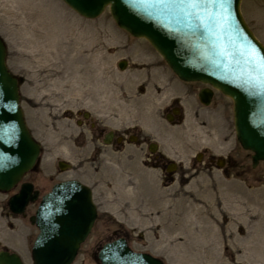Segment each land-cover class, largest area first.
I'll return each instance as SVG.
<instances>
[{"label": "rangeland", "instance_id": "rangeland-1", "mask_svg": "<svg viewBox=\"0 0 264 264\" xmlns=\"http://www.w3.org/2000/svg\"><path fill=\"white\" fill-rule=\"evenodd\" d=\"M240 10L264 45V0H241ZM33 24L48 33L37 36L29 29ZM75 31L85 34L83 39L76 40ZM0 36L7 48V66L21 79L26 123L43 146L38 167L29 176L43 191L58 178L79 176L98 196V220L73 264H97L89 255L83 259L84 254L91 253L94 242L99 248L119 225L130 233L134 249L149 251L166 264H264V161L252 167L250 151L238 143L231 100L206 118V124L227 139L224 147L213 142L217 134L205 135L201 118L190 111L178 124L160 118L155 129L159 114L133 110L136 84L130 67L119 69L117 60L120 51L130 50L146 60L158 55L146 41L118 27L107 8L91 19L62 0H0ZM84 109L98 122V130L139 123L156 133L150 136L178 163L177 171L166 177L161 169L134 160L131 145H101L98 135L96 174L88 159L78 161L93 143L74 144L79 128L73 118ZM90 135L87 131L88 141ZM210 149L230 150L237 166L211 165ZM199 151L205 154L196 160ZM62 158L81 169L60 171L56 161ZM11 191H0V248L20 252L29 263L28 248L37 228L28 217L35 206H28L26 216L12 214L6 204Z\"/></svg>", "mask_w": 264, "mask_h": 264}, {"label": "water", "instance_id": "water-1", "mask_svg": "<svg viewBox=\"0 0 264 264\" xmlns=\"http://www.w3.org/2000/svg\"><path fill=\"white\" fill-rule=\"evenodd\" d=\"M79 15L96 18L107 8L116 25L146 39L184 81L210 84L233 103L235 136L264 160V45L246 23L241 0H62ZM0 36V191H10L38 164L40 143L33 137L20 104L19 80L6 63ZM119 67H123L121 63ZM63 168L62 161L59 162ZM38 198L23 182L7 200L23 213ZM96 207L90 187L79 180L56 182L42 195L29 220L38 228L31 264H71L90 232ZM100 264H165L151 253L133 250L124 238L106 242ZM0 264H25L18 253L0 250Z\"/></svg>", "mask_w": 264, "mask_h": 264}, {"label": "flooded vegetation", "instance_id": "flooded-vegetation-1", "mask_svg": "<svg viewBox=\"0 0 264 264\" xmlns=\"http://www.w3.org/2000/svg\"><path fill=\"white\" fill-rule=\"evenodd\" d=\"M125 32L129 34L127 31ZM132 37L138 38L134 36ZM139 39L142 41H146L149 44V46H151L146 39L144 38H139ZM152 49L159 57L160 55L157 53V51L153 47ZM120 54L121 56L117 60V67L121 70H124L126 67H130L131 69L130 75H132L131 76L132 80H134V83L136 84V89L133 88L135 91L133 93V96L135 98H132V101L136 102L135 106L133 107V110L137 113H142V115L145 114L146 112L148 113L153 112L154 117H156L159 114L158 116L159 124L155 126V129L157 128L159 129L160 127V118L164 117L170 124H178L182 121L183 116L188 111H190L191 113H193L195 117L201 118V123L203 125L205 135H208V137L211 136L210 138H214L215 134L218 135L217 139H214L213 141L216 145L221 146L224 141H227V139H222L220 137L223 135L220 134L217 128L213 126L209 127L206 124V118L207 116L210 115L212 109H214L215 107L226 108L228 106V100L231 99L227 95L223 94L220 90L216 89L210 84L203 83L201 81H184L180 79L171 70V68L167 65V63L164 60L163 62L160 61L158 57H157L158 59L154 57L153 60H146L147 57L145 56V59H141L139 56H137L135 53L131 52L130 50L125 53H121L120 51ZM120 63L121 65H123L122 68L119 67ZM18 80L19 82L21 81L19 77ZM76 113L77 114H75V118H73L74 121L73 123L76 128H79V131L75 134L74 144L81 145L82 147H84L87 143H93L91 151H89L88 154L80 158L78 161L83 160V158L88 159L89 162L93 163L92 166L95 168L96 174H98V135H101V142H100L101 145H106V146L112 145L115 147V149L124 147L125 144L131 145V148L129 150H130V154L134 156L132 157L134 158V160L135 158H138L140 164L142 165H147L161 169V171L164 173L166 177H171L177 171V168L179 166L178 163L174 161V159L168 158L170 155H167L165 153L163 147L160 145L159 141L156 139L155 136H150V134L155 135L156 133H151V131L147 130L148 128L146 129L143 125L139 123H129L123 128L118 125L116 128H108V129L99 127L98 130V122L93 121L91 117V113L88 110L86 109L78 110ZM102 125L105 126L104 124ZM87 131L91 133V135L89 136L90 139L89 141L86 138ZM229 136L230 133L228 137ZM35 139L37 140V138ZM94 140H97L95 144L93 142ZM40 146H41V150L39 154L38 164L40 162L41 155L43 153V146L41 145V143ZM233 148H234L233 150L236 149L235 146ZM210 150L212 152L208 154L209 156L207 159L211 165L212 164L219 165L222 167L237 166V159L234 157H230L229 154L230 150L227 149L226 153L225 151H220L217 149H210ZM244 150L249 151L246 149ZM204 154H205L204 151L196 152L195 159L196 160L201 159L204 156ZM250 159H251L252 167L257 165V163L259 162L258 161L255 165H253L251 151H250ZM60 161H62V164H64L63 168L60 167V163H59ZM260 161H264V160H260ZM38 164L31 170L27 171L22 176L18 184H16L11 189L12 191L9 197L12 194L19 191L20 185L23 182L32 183L33 189L38 190V198L35 201L32 202L30 201L26 205V208L23 213L15 214V215L26 216V209L28 208L29 205L35 206L34 209L35 212L42 195L48 192L51 189L52 185L55 184L56 182H60L68 179H76L86 184L84 181H82V179L79 176L68 175L67 177L56 179L49 189L43 191L42 188H39L36 185L32 177L29 176L30 173H32L37 169ZM73 165L74 163L70 159L62 158V159H57L56 161V166L60 171H70V170L77 171L81 169V165L75 164L74 165L75 168L73 167ZM132 165L139 166L138 163H136L135 161L132 162ZM54 177L55 176L52 175L51 179H53ZM89 187L92 191V199L96 207V217L90 229L89 234L87 235L85 240L80 244L77 254L75 255V258L71 264L74 263L76 257L80 254L82 245L88 239L96 221L98 220V198H97L98 196L95 198L93 188L91 186ZM34 212L31 215H33ZM31 215H29V217ZM37 233H38V228H37ZM118 238H124L127 244L133 250L141 251V250H136L132 247L130 233L126 229H124L121 225L117 226L113 230V236L107 238L105 242L102 243V245L105 244L106 242H110ZM34 239L32 240L30 247L28 248V257L30 260L29 263H26L24 261V257L22 256V254L18 252L19 256L21 257V259L25 264L32 263L31 248ZM94 244L95 245L93 246L91 253L90 254L85 253L83 259H86L88 257L87 255H89L98 264V251L102 247V245H100L98 248V243L94 242ZM1 249H5L10 252H15V251H11L6 247H2L0 248V250ZM143 252L151 253L146 250H144ZM156 257L161 258L159 256Z\"/></svg>", "mask_w": 264, "mask_h": 264}, {"label": "bare ground", "instance_id": "bare-ground-1", "mask_svg": "<svg viewBox=\"0 0 264 264\" xmlns=\"http://www.w3.org/2000/svg\"><path fill=\"white\" fill-rule=\"evenodd\" d=\"M7 1V0H6ZM12 1V0H11ZM31 1V0H30ZM36 1V0H35ZM34 3V2H33ZM5 4V3H4ZM36 6V5H35ZM31 7V6H30ZM28 8H29V6H28ZM11 9V8H10ZM30 10V9H29ZM39 11V10H38ZM39 16V15H38ZM29 17V16H28ZM50 17V16H49ZM24 22V21H23ZM37 24V23H36ZM70 24V23H69ZM28 27V26H27ZM24 29H25V27H24ZM29 29L31 30V31H33V32H35V34H37V36H39V37H43V36H45L47 33H46V31L45 30H43V28L42 27H39V26H37V25H30L29 26ZM16 31H17V29H16ZM28 31V30H27ZM76 32V31H75ZM21 33V32H20ZM23 33V32H22ZM24 33H25V31H24ZM76 33H78V36H77V38H76V40H80V39H83V37L85 36V34H84V36L82 35V33L80 32V31H77ZM63 36H64V34L65 33H61ZM69 34V33H68ZM111 35V34H110ZM62 36V37H63ZM73 36H74V34H73ZM68 37H70V36H68ZM76 37V36H75ZM100 37V36H99ZM112 38V37H111ZM37 39V38H36ZM113 39V38H112ZM22 40H23V38H22ZM26 40V39H25ZM40 40V39H39ZM43 40V39H42ZM74 40V39H73ZM90 40V39H89ZM32 41V40H31ZM54 41V40H53ZM40 42V41H39ZM43 42V41H42ZM59 42V41H58ZM50 43V42H49ZM44 44V43H43ZM75 43H73V45H74ZM121 44V43H120ZM119 44V45H120ZM41 45V44H40ZM123 45V44H122ZM20 46H21V44H20ZM48 46V45H47ZM78 46H80V45H78ZM86 47V46H85ZM91 46H89V48H90ZM74 48V47H73ZM84 48V47H83ZM76 49H78V48H76ZM81 49V48H80ZM82 50V49H81ZM118 50V49H117ZM45 51V50H44ZM76 52H78V51H76ZM22 53V52H21ZM81 53V52H80ZM79 53V54H80ZM84 53V52H83ZM78 55V54H77ZM84 55V54H83ZM77 57V56H76ZM25 67V66H24Z\"/></svg>", "mask_w": 264, "mask_h": 264}, {"label": "snow or ice", "instance_id": "snow-or-ice-1", "mask_svg": "<svg viewBox=\"0 0 264 264\" xmlns=\"http://www.w3.org/2000/svg\"><path fill=\"white\" fill-rule=\"evenodd\" d=\"M196 2H203V0H193V3H196ZM212 2H217V0H212ZM220 3H225L226 0H219Z\"/></svg>", "mask_w": 264, "mask_h": 264}]
</instances>
